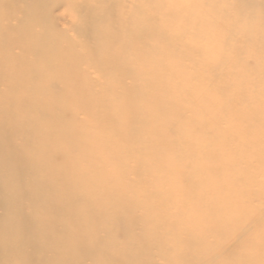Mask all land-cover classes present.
Here are the masks:
<instances>
[{"label": "bare ground", "instance_id": "bare-ground-1", "mask_svg": "<svg viewBox=\"0 0 264 264\" xmlns=\"http://www.w3.org/2000/svg\"><path fill=\"white\" fill-rule=\"evenodd\" d=\"M11 1L13 2V0ZM19 1L25 2V4L20 6L14 14L10 10L7 12L2 11V7L6 2H0V20L4 18L0 22V91L4 88L10 93V96L6 97L5 101L3 98L1 105L4 104L5 107L8 102L13 107L12 113L9 112L8 108L1 107L0 109V124L7 122L6 125H8L7 128L4 127L3 131H0V148L5 146L8 149L9 164L4 166V169L9 171V174L15 173L18 170L24 172L26 176L29 175L28 173L31 174V169H28L25 164L26 159L29 157L28 155L33 154L31 151L32 146L36 148L35 150L38 149L36 145L30 143L33 141L32 139H23L22 141L20 138H16L15 134L23 136L40 131L41 133L53 135V132L47 129L48 127L44 128L46 126L42 124L39 115L35 114V111L42 104L47 105L51 100L49 99L45 103L39 101V98L34 94L26 95L23 93L36 89L46 91L47 95L58 94V88L61 84L64 89L66 87L68 89L83 82L87 77L86 75L89 74H85V72L90 67H94L96 73H98V70L101 74L106 72L104 77L108 82L115 81L120 75H125V71L120 68L119 63L108 65L109 63L106 58L99 57V54L101 55L102 52L98 51L94 54L88 50L89 43H95L97 40L102 41L105 46H112L115 43H134L152 39H156L159 43H165L168 41L167 37L175 40L190 35V40H197L202 37L214 41L229 40L238 44L259 42L260 46L248 52V58L253 59L254 63L250 64L247 59L241 58L240 61L234 63V66L227 70V72L229 71L234 74L233 78L213 80V88L217 87L220 91L216 94V98L218 100L225 99L230 105L225 108L216 109L214 113L217 115H214L220 116V119L223 120L255 119V122L251 121L247 125L244 124L242 130L239 131H243L242 134L244 135H246L245 131L248 130L251 133L254 130L264 133V126L261 128V125L264 124V110L262 109L263 113L258 111L261 105L260 102L258 103L259 105L252 108H250L249 104H246L249 108L235 115L240 104H236L238 101L227 94V91L235 86L236 83H243L245 86L240 89L239 94L243 95L244 98L248 97V87L251 84L260 82L259 84L264 86L263 0L257 3V5H255V2L249 3L247 0H235L229 3H223L218 0H205L206 5H210L209 9L198 5L200 2L196 0H189L191 2L190 6L182 7V11L188 13V21L186 22L192 24L190 28L187 25H180L174 28V24L172 23H156L159 19H163L161 18V11H180L181 0H167V4L164 7L161 5L154 7V4H159V0H149V2L148 0H138V2L137 0L136 2L133 0L130 3L135 8L131 12L130 17L127 18V25L124 27L128 39L125 38L123 40L116 36L115 30L117 27L114 26L116 25L114 20L119 9L120 0H83L82 3L77 5L78 14L75 22L78 29L84 32L80 33L81 40H79V43L68 41L65 33L56 28L57 26L51 12L60 6L59 0H34L33 5H31V2L28 3L27 0ZM122 1L124 2L125 0ZM200 1L203 2L204 0ZM218 5L220 6L219 8ZM74 7L76 5L73 6V9ZM19 15H22V17L20 18ZM167 26H169L170 30H167ZM4 30L5 32H2ZM82 49L86 53L90 52V62L79 63L72 58V53H78ZM17 50L19 51L18 53L16 52ZM236 52L239 53L240 48H237ZM84 66L87 67L86 70H83ZM216 68L219 69V65ZM158 70L161 71L159 68H154L152 69L154 74L147 73L148 78L133 87L132 93H129L128 96L125 95L122 100L104 97L100 101L94 98V100L91 99L90 101L89 95L79 89H75L77 91L73 95L67 94V90L62 93L66 98L60 100L58 108L52 106L53 103L48 107L47 113H50V110L52 116L58 119V116H60L58 110L63 109L65 115L62 114V118L68 117L70 119L73 116L71 108L74 111V107L83 102L87 108L82 113L85 116L84 120H82L86 122L87 119L92 120L95 112L99 111L100 105H104V108L110 110L107 111L109 117L116 123L113 128L115 134L107 143L105 141L106 137L103 139V142L105 141L103 144L104 148L109 153L105 155L100 154L99 151H94L92 144L94 143L93 140L96 139L95 136L92 137L87 145L81 143L82 138L80 135H74L64 140H55L48 145V149L51 150L68 144L70 147H75L81 153L83 152L84 155L91 151L94 157H90L89 161L83 157L81 159L86 161V169L99 168L97 166L102 164L104 161L102 158L105 159L106 156L123 152L126 157L122 164H117L116 160L113 161L114 166L112 167L114 171L111 174L103 172L100 176H94L93 178H89L83 174H62V170L66 168V166H63V169L61 167L59 169L61 174L57 171L52 172L46 178L51 181L57 180L63 187L64 191L59 192L62 199L73 198L76 201L84 199L87 204V210L79 218L70 219V225L66 226L63 235L74 234L76 236V241L72 242L68 248L83 249L84 244L88 242V238L83 236L81 232L82 226H84V222L99 214L105 213L106 216L115 215L121 220L125 219V224L122 225L120 222H117L114 225V230L123 236L131 237L132 231L136 232L144 228L146 224L144 214L152 213L155 217L153 218L155 226L151 232L152 238L155 241L152 243L153 247L155 244L158 250L161 247L166 248L168 257L179 258L184 264H197L196 261L198 259H200L201 264H215L214 258L212 259L209 256V253L214 250V246H220L222 252L235 244V239L232 240L228 237L227 233L226 235L224 234L225 230H227L226 225L228 226L230 223H233L235 218L226 217L223 213L225 206L228 204L227 200H212V198L218 191H225L226 186L228 187V185L237 181V179H231L229 184H227V181L222 182L221 179L226 176L224 172L228 171L227 167L220 168L217 166V168H213V165L228 163L229 160L227 161L222 153L215 152L213 145H216L219 139L212 138L209 131L208 136L199 137L198 132L202 130L200 127L191 128V132L186 134L182 132V128L174 126L170 134L155 135L153 138L149 134H141L140 129L144 127L143 122L130 121L135 115H141L146 118L154 117L157 112L162 110L163 104H170L169 101L162 102L163 104H161V96L157 95L156 91L144 92L148 84L158 78H163V74L165 73L157 74ZM248 72L251 75V82H239L238 77ZM88 80L90 86H94V82L97 83L95 80ZM123 86V82L119 83L117 90H122ZM243 89L248 92L242 91ZM96 92L93 90V93ZM9 98L10 100L7 101ZM15 98L22 105L21 108L17 105ZM245 100L251 102L249 99ZM199 117L202 119L207 118L208 113L203 111L199 113ZM167 119L168 117H164L162 122L167 123ZM85 122L81 123L85 124ZM39 124L42 126H39ZM123 132H133L134 135L130 134L127 138H122L120 135ZM257 135L260 134L257 133ZM258 137L254 135V139ZM200 142L207 143L206 148H200ZM168 143L171 145L170 148H172L169 157L165 159L157 158L153 149ZM20 144H23L22 147L26 146L24 151L19 150L20 147L18 146ZM143 147H150L151 149L143 150ZM248 152L253 154L256 162H259L264 157V143L258 145L251 144ZM152 156L154 157L150 159ZM53 160L58 161L56 157H51V160H45L44 164L53 162ZM166 161L178 164V171L180 173H185L187 169L194 171L193 177L179 174L182 180L177 178V182H175L179 186L174 188L180 190V194H183V197L180 198L179 192L172 195L159 193L157 196L154 195L148 198L146 206H138L134 210L131 207H126L130 198L146 199L149 191L146 189L136 193L130 181H128L130 187H125L122 184H116L117 181L113 182L112 178L117 175L116 178L124 176L128 179L130 177L148 179L149 175H151L154 178L163 179ZM105 169L110 170L109 167ZM238 171H240L239 167ZM3 172L5 171L3 170ZM3 172L2 174L0 172V180L4 179L5 174ZM59 175L61 176V180L58 178ZM226 178L228 177L226 176ZM169 180L172 181L171 179ZM210 180H212V184L216 188H209V197H205L199 184ZM33 184L29 183L26 186L27 189L24 194L30 195L32 191L36 192L38 198L30 199L31 207L35 206L36 209L40 208V200L54 195V192L47 188H35ZM103 184L108 188H112L114 192H104L99 195L98 191L102 189ZM247 186L248 189H246ZM79 188L81 189L80 192ZM10 189V187H6L0 181V202H3L8 213L19 210L18 200L9 198L11 195ZM70 189L74 193L69 192L68 190ZM252 189V183H249L248 177H245L238 185L239 191H236L235 195L239 196L240 194H244L245 191ZM0 207H3L1 203ZM173 209H176L177 212H173ZM54 210L61 212L63 218L59 214L51 215V210L47 207L41 215L40 212H37V215L22 217L20 225H12L9 227V232L5 231L4 233L9 234L11 237L25 236L30 232L39 234L46 228L45 224L41 223V217L43 216L47 220L46 224H51L54 220H61L65 224L67 212L63 211L60 207ZM248 217L246 216L240 221L243 225L237 228V230L238 238L244 237L250 241L249 248L245 249L246 252L239 257V260L232 261V256L234 255L229 254L219 260V264H264V249L260 248L259 245L261 237L259 234L255 235L254 232L250 231V228L257 230L259 223L256 220L247 219ZM22 225L24 227H21ZM191 229H195V231H191ZM247 232L248 235L246 234ZM201 236L204 237V240L202 239L200 244H194L195 238H201ZM3 237L5 236L1 234V238ZM146 237L149 238V236ZM115 238L117 239L118 236ZM46 241L50 242V237H46ZM153 247H146V249L149 251V249L155 248ZM34 248H36L35 245L32 246L33 250ZM114 254L117 253L114 252ZM129 260L134 261V264H150L146 255L141 259L135 257V259L130 258ZM164 260L167 261L168 259L164 258Z\"/></svg>", "mask_w": 264, "mask_h": 264}, {"label": "rangeland", "instance_id": "rangeland-1", "mask_svg": "<svg viewBox=\"0 0 264 264\" xmlns=\"http://www.w3.org/2000/svg\"><path fill=\"white\" fill-rule=\"evenodd\" d=\"M59 1L61 3L60 6L56 7V9L51 12L55 25L57 26L56 28L65 33L68 41L79 43V40H81L80 33L84 32L83 30L81 31L78 29L75 22L78 14L77 5L82 3L83 0ZM121 1L122 0L119 1V9L114 20L116 25L114 26L117 27L115 30L116 36L123 40L125 38L128 39L124 27L127 25L126 20L130 17L135 6L133 8V5L130 3L133 2V0H125L124 2L122 1L123 3ZM190 1L181 0V3L178 2L181 7L179 8L180 11H161V18L163 19H159L156 23H172L174 24V28H177L180 25H187V27L190 28L192 24L186 22L188 21V13L182 11V7L190 6ZM196 1L200 2L198 5L205 6L208 9L210 8V5H206L205 0L203 2L200 0ZM218 1L229 3L234 2L235 0ZM247 1L249 3L255 2V5L261 2V0ZM0 2H6L2 7V11L7 12L10 10L13 14L18 11L20 6L25 4V2L22 3V1L19 0H13V2L11 0H0ZM27 2H31V5H33L35 1L27 0ZM158 2L159 4H154V7L159 5L164 7V5L167 4V0H159ZM72 4L73 6L76 5L74 9ZM219 7L220 6L218 5V8ZM19 17L21 18L22 15H19ZM3 19H1L0 22H2ZM38 21L40 20L38 19ZM167 30H170L169 26H167ZM2 32H5V30ZM190 37V35H187L186 37H180V39L175 40L167 37L168 41L165 43H159L156 39H152L134 43H115L112 46H105L102 41L97 40L95 43H89L88 50L94 54L98 51L102 52L101 55L99 54V57L106 58L109 63L108 65L119 63L120 68L125 71V75H120L115 81L108 82L104 77L106 72L101 74L98 70V73H96L94 67L87 68L84 66L83 70H86L87 68L85 74L89 73L86 75L88 78L85 76V80H87L86 82L84 80L80 84L78 83V85H74L68 89L67 87L64 89L61 84L58 88V94L53 95H47L46 91L36 89L28 90L26 93H23L26 95L34 94L41 102L43 101L47 103L49 99L51 100L47 105L42 104V106L35 111V114L39 115L42 124L46 126L44 128L48 127L47 129H49L50 132H53V135H49V133H41L40 131L28 135L22 134L23 136H21V134H15L16 138H20L22 141L23 139H32L33 141L30 143L38 147V149L35 150L36 148L32 146L31 151L33 154L28 155L29 157L26 159L25 164L28 169H31V174L28 173L30 176H26L25 173L20 170L9 174V171L4 169V166L9 164L8 149L5 146L0 148V172L1 174L3 170L7 172H3L5 176L4 179L2 178L0 181L6 187L11 188V195L9 198L18 200L17 203L19 209L16 210V212L8 213L3 202H0L3 206L0 207V264H134V261L129 260L130 258L135 259V257H137L141 259L144 255L148 257L150 264H184L179 258L168 257L169 255L167 254L168 252L166 248L161 247L158 250V247L155 246V244V248L152 246V243L155 242L151 234L155 226L153 223V218L155 217L152 213H147V215L144 214V220L147 225L145 224L144 228L140 231H132L131 237L123 236L121 233L114 230V225L117 222H120L122 225L125 224V219L121 220L115 215L106 216L105 213L99 214L96 217L89 219L87 222H84V226H82L83 231L81 230V232L83 236L88 238V242L84 244L83 249L78 250L76 248H68L72 242L76 241V236L74 234L63 235L66 226L70 225V219L79 218V216L87 210V204L84 199L82 201H76L73 198L62 199L59 192L64 191L63 187L57 182V180L51 181L46 178V176L52 172L57 171L61 174L59 169L60 167L63 169V166H66V168L62 170V174H83L89 178H93L94 176L98 177L103 172L111 174L114 171L112 167L114 166L113 161L116 160L117 164H122L126 157L123 152L106 156L105 159L102 158L104 160L102 164L97 166L99 168L86 169V161L81 159L83 157L85 160L89 161V158L93 156L91 151L84 155L83 152L81 153L75 147H70L68 144L49 150L48 145L55 140H64L74 135H80L82 138L81 143L85 145H87L92 137L95 136L96 139L93 140L94 143L92 144L94 151H99L100 154L103 155L109 154L103 144L105 141L107 143L108 140L113 138L115 134L113 128L116 123L109 117L107 111L110 110L104 108V105H100L99 111L95 112V116L92 117V120L87 119L86 122L83 121L85 116L82 113L87 106L83 102L78 104L77 107H74V111L76 112L71 108L73 116L70 119L68 117L62 118V114L65 115L63 109L60 111L58 110L60 116L56 119L52 116L50 110V113H47L49 109L48 107L54 103L52 106L58 108L60 106L58 104L60 103V100L66 98L62 93L67 90V94L73 95L75 91H77L75 89L83 90V92L89 95L90 101L91 99H97V101H100L104 97L122 100L125 95L128 96L129 93H132L133 87L147 79V73H153L152 69L154 68L161 69V71H157V74L163 72L165 74H163V78H158L154 82L148 84L145 87L144 92L156 91L157 95L161 96V104L166 101H169L170 104H163L162 110L157 112L154 117L146 118L141 115H135L130 121L143 122L144 127L140 129V132H142L141 134H149L153 138L155 135L170 134V131L174 126L182 128V132L186 134L191 132V128L200 127L202 130L198 132L199 137L208 136L209 131L212 138L219 139L217 140L216 145H213L215 152L222 153L225 156L223 157L227 159V161H230H228V163H222L221 165L215 164L213 165V168H217V166L220 168H223L224 166L227 167L228 171L224 173H226L228 178L225 176L221 179L222 182L227 181V184H229L231 179H237V181L228 185V187L226 186L225 191H218L212 198V200H227L228 204L225 206L223 213L226 217H234L235 219L233 223H230L228 226L226 225L228 231L225 230L226 232L224 234L226 235L227 233L229 238L232 240L235 239V244L228 250L222 252L220 246H214V250L209 253V256L212 259L214 258L215 264H219V260L225 258V256L229 254L234 255L232 256V261L239 260V257L246 252L245 249L250 246L249 240L244 237L238 238L237 228H240L243 225L240 221L246 216H249L247 219H253L259 223V225H257V230L250 228V231L254 232L255 235H260L261 241L259 242V245L260 248L264 249V157L261 158L259 162H256L253 158V154L248 152V148L251 144L258 145L264 143V133L258 132L257 130H254L251 133L250 130H248L245 131L246 135H244L242 134L243 131H239L242 130L244 124L247 125L251 123V121L255 122V119L242 118L223 120L220 119V116H215L217 115L214 113L216 109L225 108L230 105L225 99L218 100L216 94L220 91L215 86V88H213L214 79L234 77V74L229 71L227 72V70L230 67H233L234 63L240 61L241 58L247 59L250 64L254 63L253 59L248 58V52L256 49L260 46V43L238 44L237 42L229 40L214 41L202 37L197 40H190ZM237 48H240L239 53L236 52ZM16 52L18 53L19 51L17 50ZM90 52L86 53V51L82 49L78 53L76 52L77 54L72 53L71 56L79 63L90 62ZM124 61H126V63H124ZM217 65H219V69L216 68ZM88 79L95 80L97 83L94 82L95 85L90 86L88 84ZM238 81L246 83L251 82L250 73L248 72L245 75L241 74V76L238 77ZM122 82L124 83L123 89L117 90L119 83L121 84ZM259 83L251 84L248 87L249 92L244 89L242 90L249 93L246 98H244L243 95H239L240 89L245 87L243 83H236L235 86L227 91L228 95L238 101L236 104H240L235 115L241 113L242 110L246 111L249 108L246 104H249L250 108H252L253 106L259 105V102L261 105L259 106L258 111L263 113L264 86ZM93 90L94 92H97L93 93ZM9 96L10 93H8L6 89L3 88L0 91V109L1 107H4V104L1 105L3 98L5 101L6 97ZM245 99H249L251 102ZM8 100H10V98L7 99V101ZM16 103L21 108L22 105L19 104L17 99ZM4 108H8L10 113L13 112V107L8 102ZM203 111L208 113L207 118L202 119L199 117V113H202ZM211 114L213 115L210 117ZM164 117H168L167 123L162 122ZM81 122H85V124ZM6 124L7 122L5 124H0V131H3L4 127H8ZM39 126L42 125L39 124ZM263 126L264 124L261 125V128H263ZM235 132L237 133L235 134ZM257 133L260 135H257ZM130 134L134 135L133 132H123L120 136L122 138H127ZM254 135L259 137L254 139ZM105 137L106 140L103 142ZM206 144L207 143L205 142H200L199 146L200 148H206ZM22 145L20 144L18 147H20L19 150L24 151L26 146L22 147ZM170 146L171 145L168 143L163 144V146L156 149H152L157 158L165 159L171 154L172 148H170ZM142 149L150 150L151 148L143 147ZM51 157H56L58 161L53 160V162L44 164L45 160H51ZM153 157L154 156L150 157V159ZM136 165L138 166V164ZM106 167H109L110 170L105 169ZM238 167L240 171H238ZM164 171L163 179H157L151 175H149L148 179H136L134 177L128 179L124 176L116 178L117 175L112 179L113 182L117 181L116 184H122L125 187H130L128 184V181H130L132 183V188L136 193L146 189L149 191L146 199L130 198L126 207H131L134 210L135 207L146 206L148 204L147 199L154 195L157 196L159 193L172 195L178 194L179 192L180 194L181 191L174 188L179 186L178 183H175L177 182V178L181 179L179 174L191 177L194 176V171L189 169H187L185 173H180L178 171V164H172L171 161L165 162ZM245 177H248L249 183H252L253 185V189L250 191L247 190L244 194L236 196L235 192L239 191L238 185ZM58 178L61 180L60 175ZM29 183H34L33 187L35 188L40 187L41 189H50L54 192V195L40 200V208L35 209V206L31 207L30 199L38 198L36 192L32 191L30 195L24 194L27 189L26 186H28ZM199 185L201 186L205 197H209V188H216V186L212 184V180L202 182ZM246 189H248V186ZM78 190L79 192L81 191L80 188ZM68 191L74 193L71 189ZM104 192L113 193L114 190L103 184V187L98 191V194L100 195ZM180 195V198H182L183 194ZM47 207L51 210V215L53 214V216L54 214H59V216H61V212L54 210L58 207L63 211H66L67 216L65 218V224L61 220H54L51 224H46L47 220L45 216H43L41 217V223H44L46 228H44L45 230L43 229L39 234L30 232L25 236L11 237L9 234L4 233L5 231L9 232L10 226L20 225L22 217L37 215V212H40L41 215ZM23 208H25V213ZM180 211L183 213L182 210ZM173 212H177V210L173 209ZM179 226L181 227V225ZM21 227H24V225ZM191 231H195V229H191ZM1 234L5 237L1 238ZM246 234L248 235V232ZM117 236L118 238L116 239L115 237ZM146 236H149V238ZM46 237H50V242L46 241ZM114 239L117 242H115ZM202 239L204 240V237L202 236L201 238L196 237L194 244H200ZM33 245L36 246L34 250L32 249ZM146 247H153L154 249H149L148 251ZM146 251L147 253H145ZM114 252L117 254H114ZM164 258H167L168 260L165 261ZM196 263L201 264L200 259H198Z\"/></svg>", "mask_w": 264, "mask_h": 264}]
</instances>
